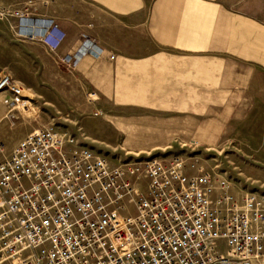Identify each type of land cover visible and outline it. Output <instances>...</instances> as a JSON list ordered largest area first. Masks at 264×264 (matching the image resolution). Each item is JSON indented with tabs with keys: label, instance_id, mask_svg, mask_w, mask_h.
<instances>
[{
	"label": "crops",
	"instance_id": "0c3cea01",
	"mask_svg": "<svg viewBox=\"0 0 264 264\" xmlns=\"http://www.w3.org/2000/svg\"><path fill=\"white\" fill-rule=\"evenodd\" d=\"M12 10L54 21L65 37L54 52L24 40L42 46L53 78L20 85L55 118L17 119L25 129L6 157L33 131L63 122L62 137L111 168L177 159L188 177L199 168L226 183L213 202L264 194L253 173L264 171V0H8ZM86 43L100 54L59 64ZM0 102L1 123L11 98ZM16 125L8 114V129Z\"/></svg>",
	"mask_w": 264,
	"mask_h": 264
},
{
	"label": "built area",
	"instance_id": "2783aa9c",
	"mask_svg": "<svg viewBox=\"0 0 264 264\" xmlns=\"http://www.w3.org/2000/svg\"><path fill=\"white\" fill-rule=\"evenodd\" d=\"M13 17L19 38L50 52L62 44L54 21L26 10ZM86 53L100 54L86 43L58 62L75 66ZM23 91L0 71V94L11 98L3 118L35 119ZM182 169L177 159L111 168L54 126L33 131L0 162V264H264V194L213 202L226 183Z\"/></svg>",
	"mask_w": 264,
	"mask_h": 264
},
{
	"label": "rangeland",
	"instance_id": "374dc122",
	"mask_svg": "<svg viewBox=\"0 0 264 264\" xmlns=\"http://www.w3.org/2000/svg\"><path fill=\"white\" fill-rule=\"evenodd\" d=\"M14 12V10L8 11V0H0V71L9 72L19 84L20 82L26 83V85H24L25 88H28L27 85H29L36 89L38 80L44 79L52 81V61L39 43H28L18 37V22L17 19L13 17ZM39 85L41 88H47V84H44L42 81ZM39 102L41 101L39 100ZM36 106H38L39 109H36ZM34 109L35 119L31 121L32 124H37L43 120L52 121L55 118L51 108L48 106L44 107L36 104L34 105ZM21 119L23 118H18V120L22 121ZM18 120H15L17 125L12 130L8 129V119L0 123V141L4 146V151L0 154V160L6 157L14 141L25 129L24 125L19 123L20 121ZM52 126H54L56 130V127L60 126L66 128V124L63 122L59 125L52 122ZM64 151L69 153L71 152V148H65ZM253 173L255 175L258 174L259 177H264L262 168H254ZM262 180H264V178H262ZM136 185L141 191L144 190L145 183L143 181H137ZM254 190L264 192V188ZM220 246L223 248L222 242H220Z\"/></svg>",
	"mask_w": 264,
	"mask_h": 264
},
{
	"label": "bare ground",
	"instance_id": "6f19581e",
	"mask_svg": "<svg viewBox=\"0 0 264 264\" xmlns=\"http://www.w3.org/2000/svg\"><path fill=\"white\" fill-rule=\"evenodd\" d=\"M23 94L24 95H29V93L24 89V91H23ZM30 96V95H29ZM253 264H262V263H253Z\"/></svg>",
	"mask_w": 264,
	"mask_h": 264
}]
</instances>
